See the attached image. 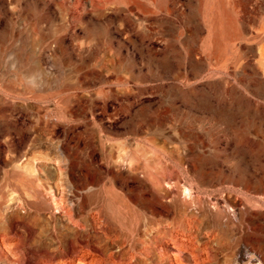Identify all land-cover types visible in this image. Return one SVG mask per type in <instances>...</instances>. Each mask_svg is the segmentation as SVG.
<instances>
[{
  "label": "rangeland",
  "instance_id": "374dc122",
  "mask_svg": "<svg viewBox=\"0 0 264 264\" xmlns=\"http://www.w3.org/2000/svg\"><path fill=\"white\" fill-rule=\"evenodd\" d=\"M86 2L0 0V264L91 238L73 186L109 178L178 184L173 264H264V0Z\"/></svg>",
  "mask_w": 264,
  "mask_h": 264
},
{
  "label": "bare ground",
  "instance_id": "6f19581e",
  "mask_svg": "<svg viewBox=\"0 0 264 264\" xmlns=\"http://www.w3.org/2000/svg\"><path fill=\"white\" fill-rule=\"evenodd\" d=\"M122 1L123 0H87L83 6L95 9L102 5V2L119 3ZM152 1L154 4L157 2V0ZM137 3L140 2L136 1V4ZM63 5H65V3H63ZM143 5L145 6V4ZM30 68L32 67L30 66ZM29 71L31 72L30 69ZM35 71H37L36 73L39 72L37 69ZM31 75H29L30 78ZM34 78L36 79V76ZM32 81H30V79L28 80L30 83ZM32 83L35 84L34 82ZM131 170L137 171L138 169L136 167H131ZM116 185L117 181L114 178L106 180L97 179L79 187L74 185L73 196L70 198V201L73 202V212L81 217L86 214L92 219L95 232L94 235L91 238L68 241L67 249L62 254L48 255V253L45 252L33 253L31 254L33 264H50L52 258L54 260H59L60 264H173L171 259H166L167 255L164 254L161 248L163 244H172V242L173 245L175 243V247L180 251L189 253L188 255L190 256L195 255V245L184 242L178 244L175 240L176 236H174V233L178 231V229L174 227L178 225H180V227L182 226V230L178 228L184 233L183 231L186 227L183 228L182 224L185 222L182 220H186L187 222V219H189L191 215L187 213V207L184 206L186 205L184 203L188 202L185 200L180 201L179 196L181 194L178 193V184H175L172 189L170 187L171 190L166 192V195L171 196L168 202H162V199L157 195L156 191L149 187L144 180H140L139 187L136 191L119 192L116 190ZM78 188L86 189V192L84 194H79L76 191ZM174 189L177 193H174L172 196V191ZM189 190L186 188L183 190L184 195H187L188 198H190L191 194ZM179 206H181L182 209L184 207L186 208L180 211L183 213L178 212L179 215H177L176 211H178L177 209H179ZM189 207L188 205V208ZM167 217H172L173 219L171 221L172 223L169 222L172 226L171 224H169L170 226L168 225V228L171 227L170 229L163 228H167L166 225L168 223L164 224L167 220L163 222V218ZM190 219L189 221H191ZM161 222H163L165 226ZM160 224H162L163 227L162 225L160 227ZM191 224L193 225V223ZM192 225L191 227H193ZM184 226L186 225L184 224ZM185 231L187 234V231H190V227ZM192 234L193 233H191V236L193 237ZM191 236L190 238L192 239ZM22 250L20 254L23 252ZM26 253L28 254V252ZM147 257L150 258V262L146 261ZM186 258H189V256L186 255ZM164 259L166 260L164 261ZM175 259L178 261V258Z\"/></svg>",
  "mask_w": 264,
  "mask_h": 264
},
{
  "label": "crops",
  "instance_id": "0c3cea01",
  "mask_svg": "<svg viewBox=\"0 0 264 264\" xmlns=\"http://www.w3.org/2000/svg\"><path fill=\"white\" fill-rule=\"evenodd\" d=\"M257 261H255V263H256ZM257 264V263H256ZM262 264V263H261Z\"/></svg>",
  "mask_w": 264,
  "mask_h": 264
}]
</instances>
